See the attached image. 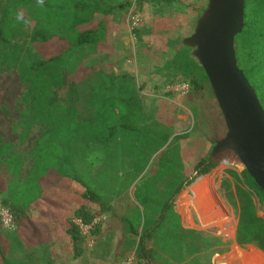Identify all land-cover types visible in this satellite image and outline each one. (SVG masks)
I'll return each mask as SVG.
<instances>
[{
  "label": "trees",
  "instance_id": "16d2710c",
  "mask_svg": "<svg viewBox=\"0 0 264 264\" xmlns=\"http://www.w3.org/2000/svg\"><path fill=\"white\" fill-rule=\"evenodd\" d=\"M148 1L151 0H139L140 3ZM121 6L105 0H0V71L15 69L24 84L20 98L24 107L18 114L20 134L23 136L24 129L34 124L42 126L30 151L32 167L22 180L13 179L20 172L22 157L0 136V171L10 176L7 184L0 176V193L6 191L4 201L10 206L15 229H18L26 218L25 209L50 184L49 175L70 178L101 210H112L114 224L124 236H138L136 252L145 264H157L151 249H146L145 245L156 234L163 235L169 243L177 241V235L189 234L194 238L193 246L198 239L194 230L181 226L174 210L173 200L178 192L196 175L217 165L221 157L235 155L226 151L209 161L201 159L194 165L196 175L186 177L179 158L170 151L161 157L154 173L157 180L164 182L163 190L156 191L151 185L136 188L133 191L135 204L128 203L121 212L109 205L113 195L106 186L113 177L111 173L105 176L106 181L99 178L101 170L94 174L83 173L81 160L85 148L103 147L106 159L113 156L111 146L119 138L132 137L140 130L153 133L149 118L139 113V95L134 85L126 82L127 76H100V81L90 87L86 96L78 89L84 47L97 43L112 30V12ZM243 11L244 26L234 37L237 65L264 109V0H244ZM24 16L33 21L30 30L25 27ZM33 45L42 47L43 52L35 50ZM187 50L181 47L177 52L185 55ZM187 56L191 88L201 86L197 80L203 76L209 83L200 64ZM61 89L65 90V98L58 96ZM213 118L215 137L211 141L215 143L226 129L223 119L221 130L219 117ZM167 139L163 135L162 144ZM229 175L234 179L233 184L224 179L222 187L227 197L233 196L237 202L235 241L240 245L253 243L264 252V217L258 214L262 210L264 191L245 169L241 176L235 171H229ZM75 215L88 223L95 214L80 209Z\"/></svg>",
  "mask_w": 264,
  "mask_h": 264
},
{
  "label": "rangeland",
  "instance_id": "374dc122",
  "mask_svg": "<svg viewBox=\"0 0 264 264\" xmlns=\"http://www.w3.org/2000/svg\"><path fill=\"white\" fill-rule=\"evenodd\" d=\"M105 1L122 6L112 12V30L97 43L84 47L78 89L86 96L90 87L100 81V76H127L131 79L126 77V82L132 83L139 95V113H144L153 124V133L140 130L132 137L119 138L111 146L113 156L110 158L105 159L100 146L87 147L83 151V173L94 174L101 170L99 178H105V181L107 173L113 176L106 186L113 195L109 205L116 212H121L128 203L135 204L133 191L136 188L151 185L156 191L163 190L164 182L157 180L154 173L161 157L170 151L179 158L184 176L194 177V165L207 158L214 145L211 141L215 137L213 117H219L221 130L223 117L204 76L197 80L201 86L191 88L187 55L193 57L192 48L182 44V39L193 33L196 19L206 7L207 0ZM133 17L138 18L134 27L131 26ZM23 21L30 30L33 25L30 17L24 16ZM181 47H187V54L177 52ZM33 48L43 52L42 47L33 45ZM180 83L188 84L187 95L171 92L173 90L168 87ZM23 92L24 84L15 69L0 71V136L11 144L14 153L22 157L20 172L14 180L24 179L31 169L30 151L42 131L40 124H34L24 129L23 136L20 134L18 114L24 107L20 103ZM58 96L65 98V90L58 91ZM163 135L168 138L164 144ZM243 169L237 157L230 154L221 157L208 172L196 175L190 184L182 187L173 200L174 210L179 215L181 226L194 230L198 239L193 246L194 238L189 234L177 235L178 240L172 243L166 242L163 235L156 234L145 244L146 249L152 251L153 261L157 264H217L222 256L227 258L225 254L230 248L238 247L242 256L234 249L231 258H227V264H239L232 263L233 258L239 259L240 264L245 259L252 260L254 264H264V252L255 244L240 245L235 241L237 202L233 196L227 197L222 187L224 179L231 184L234 182L229 171L241 176ZM0 176L6 184L9 183L7 172L0 171ZM206 180L209 182H202ZM5 199L6 191H3L0 193V205L11 212ZM89 202L90 207L86 211L98 218L95 232L101 229L102 224H109L111 234L116 231L117 236L114 239L110 235L102 240L97 251H91L89 258L83 257L78 264H145L136 252L138 236H124L114 224L111 209L101 210L98 203ZM75 231L80 239H84L78 226ZM15 233L13 229L4 227L0 219V258L12 252L14 247L3 248V241L16 237ZM88 241L91 243L92 240Z\"/></svg>",
  "mask_w": 264,
  "mask_h": 264
},
{
  "label": "water",
  "instance_id": "95a60500",
  "mask_svg": "<svg viewBox=\"0 0 264 264\" xmlns=\"http://www.w3.org/2000/svg\"><path fill=\"white\" fill-rule=\"evenodd\" d=\"M244 0H207L193 33L182 39L202 67L225 124L207 161L231 151L264 191V109L237 65L234 37L242 31Z\"/></svg>",
  "mask_w": 264,
  "mask_h": 264
},
{
  "label": "crops",
  "instance_id": "0c3cea01",
  "mask_svg": "<svg viewBox=\"0 0 264 264\" xmlns=\"http://www.w3.org/2000/svg\"><path fill=\"white\" fill-rule=\"evenodd\" d=\"M168 87L173 90L171 92L181 95L189 93V90H177L176 85ZM48 181L50 184L25 209L26 218L18 229H15L16 226L13 228L16 237L11 236L3 241V248H14L3 259L0 258V264H78L83 257L89 258L91 251L95 253L102 240L109 238L110 235L116 238L117 232L111 234L109 224H102L99 231L95 232L97 226L94 228L91 243L86 237L80 239L75 233L77 230L75 219H78L75 212L80 209L88 210L90 207L89 199L84 196V189L70 178L51 174ZM119 230L122 232L120 228ZM15 248L17 250L14 251ZM234 249L235 253L240 251L238 247ZM234 249L230 248L227 251L225 254L227 258H231ZM241 253L240 251L238 254L242 256ZM238 261L239 259L233 258L232 263L240 264ZM243 262L255 263L249 259Z\"/></svg>",
  "mask_w": 264,
  "mask_h": 264
},
{
  "label": "built area",
  "instance_id": "2783aa9c",
  "mask_svg": "<svg viewBox=\"0 0 264 264\" xmlns=\"http://www.w3.org/2000/svg\"><path fill=\"white\" fill-rule=\"evenodd\" d=\"M137 22H138V18L133 17L131 26L132 27L136 26ZM188 88H189V86L186 83H180V84L176 85L177 90L187 91ZM259 213H262V214H259ZM258 214L260 216L264 217L263 206H262V210H260L258 212ZM0 219H1V223L4 227L9 228V229H13L15 227L13 216H12L11 212L9 211L8 208H5L1 205H0ZM97 222H98V218H93L92 221H90L88 223L83 222L80 218L75 219V223L79 227L82 235H84L88 239L91 238L92 232H93Z\"/></svg>",
  "mask_w": 264,
  "mask_h": 264
},
{
  "label": "bare ground",
  "instance_id": "6f19581e",
  "mask_svg": "<svg viewBox=\"0 0 264 264\" xmlns=\"http://www.w3.org/2000/svg\"><path fill=\"white\" fill-rule=\"evenodd\" d=\"M205 183H208L209 180H206L204 181ZM207 186V185H206ZM205 186V187H206ZM195 199H196V194H195ZM232 232H233V229H232ZM240 251H238L239 253ZM242 254V253H241ZM217 264H227V261H226V258H224V256H222V258H219V261L217 262Z\"/></svg>",
  "mask_w": 264,
  "mask_h": 264
}]
</instances>
